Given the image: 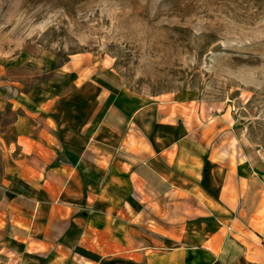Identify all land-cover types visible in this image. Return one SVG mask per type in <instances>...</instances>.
Here are the masks:
<instances>
[{
	"label": "crops",
	"instance_id": "1",
	"mask_svg": "<svg viewBox=\"0 0 264 264\" xmlns=\"http://www.w3.org/2000/svg\"><path fill=\"white\" fill-rule=\"evenodd\" d=\"M75 76L67 98L0 84L7 245L40 264H264V180L232 115L177 99L124 110Z\"/></svg>",
	"mask_w": 264,
	"mask_h": 264
},
{
	"label": "rangeland",
	"instance_id": "2",
	"mask_svg": "<svg viewBox=\"0 0 264 264\" xmlns=\"http://www.w3.org/2000/svg\"><path fill=\"white\" fill-rule=\"evenodd\" d=\"M71 69L124 110L177 99L228 112L264 180V0H0V84L72 97ZM12 246L0 235V264L41 263Z\"/></svg>",
	"mask_w": 264,
	"mask_h": 264
}]
</instances>
